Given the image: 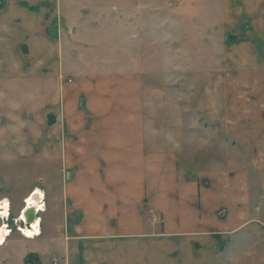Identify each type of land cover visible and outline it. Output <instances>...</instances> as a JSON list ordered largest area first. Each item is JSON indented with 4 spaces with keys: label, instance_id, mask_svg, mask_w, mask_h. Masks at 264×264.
I'll list each match as a JSON object with an SVG mask.
<instances>
[{
    "label": "crops",
    "instance_id": "obj_1",
    "mask_svg": "<svg viewBox=\"0 0 264 264\" xmlns=\"http://www.w3.org/2000/svg\"><path fill=\"white\" fill-rule=\"evenodd\" d=\"M7 1L34 11L0 16V85H21L35 108L48 100L65 171L39 189L38 224L24 223L38 237L13 231L0 264H264V173L188 174L172 142L154 138L145 77L117 72L120 53L150 50L152 14L168 0ZM210 3L222 5L226 28L249 21L264 45V0ZM7 200L20 217L25 206Z\"/></svg>",
    "mask_w": 264,
    "mask_h": 264
},
{
    "label": "rangeland",
    "instance_id": "obj_2",
    "mask_svg": "<svg viewBox=\"0 0 264 264\" xmlns=\"http://www.w3.org/2000/svg\"><path fill=\"white\" fill-rule=\"evenodd\" d=\"M46 6L50 15L51 6ZM9 8L34 11L33 4L0 0V16ZM222 16V5L210 0H168V8L152 14L150 50L120 53L115 58L120 64L117 72L136 70L145 77L154 138L172 142L188 174L235 175L246 169L264 173V84L258 82L264 69L258 67L257 55L264 53V45L249 35V21L233 20L226 28ZM36 19L31 20L36 24ZM46 33L53 43L60 42L54 32ZM248 38L254 43L246 45ZM18 87L9 85L11 94L0 85V200L9 199L20 208L34 189H45L50 173L63 176L65 170L48 100L35 108L31 98L16 93ZM17 216L11 211L6 223L26 237L17 229L24 226Z\"/></svg>",
    "mask_w": 264,
    "mask_h": 264
},
{
    "label": "built area",
    "instance_id": "obj_3",
    "mask_svg": "<svg viewBox=\"0 0 264 264\" xmlns=\"http://www.w3.org/2000/svg\"><path fill=\"white\" fill-rule=\"evenodd\" d=\"M2 201L4 202L5 200H1L0 202H2ZM27 205H28V201L26 200V206ZM42 205H43V202H42V198H41L40 203H39V208L41 210H42V208L40 206H42ZM1 210L3 211L4 209H1ZM9 218H10L9 214H6V215L1 214L0 215V221H1V223H0V245H2L4 243V239H6L12 233L11 228H9L8 224L6 223L9 220ZM19 218H21V217H19ZM17 229L27 238H34V236L39 235V230H38V228L36 229L35 227H34V230H32V228L24 227L21 224V225L17 226ZM28 233H32L33 236H29Z\"/></svg>",
    "mask_w": 264,
    "mask_h": 264
},
{
    "label": "flooded vegetation",
    "instance_id": "obj_4",
    "mask_svg": "<svg viewBox=\"0 0 264 264\" xmlns=\"http://www.w3.org/2000/svg\"><path fill=\"white\" fill-rule=\"evenodd\" d=\"M38 188H36V189H34L30 194L32 195L36 190H37ZM39 190V189H38ZM38 194V193H37ZM37 194H33L31 197H32V199L28 202V205L26 206V202H25V207H24V209L22 210V212L24 211V210H27V208H28V210L26 211L27 212V217H28V215H29V219H30V212H29V210L32 208V207H35V206H37L36 204H34V203H36V201L38 200V199H40V196L39 195H37ZM29 199V198H28ZM28 199H27V201H28ZM3 200V199H2ZM1 201V200H0ZM27 207V208H26ZM10 208H11V206H10V203L8 202V200L6 199L4 202L2 201V202H0V215L1 214H3V215H6V214H9V217H10V215H11V210H10ZM37 208H39V206L37 207ZM1 209H4L3 211L1 210ZM38 211H39V209H38ZM36 216H37V213H36ZM28 235L29 236H33V234L32 233H28ZM37 262V264H40V261H36Z\"/></svg>",
    "mask_w": 264,
    "mask_h": 264
},
{
    "label": "water",
    "instance_id": "obj_5",
    "mask_svg": "<svg viewBox=\"0 0 264 264\" xmlns=\"http://www.w3.org/2000/svg\"><path fill=\"white\" fill-rule=\"evenodd\" d=\"M38 193V194H37ZM33 194H37V195H39L40 196V199H38L37 201H36V203H34V204H36L37 206H35L34 208L35 209H37V207L39 206V203H40V200H41V193L39 192V190L37 189ZM32 194V195H33ZM31 195V196H32ZM29 197V199H28V202L32 199V197ZM27 208V207H26ZM39 209V208H38ZM37 209V210H38ZM27 210H28V208H27ZM27 210H24L22 213H21V220L24 222V223H31V224H33V225H36V224H38L37 223V221H35V217L33 216V218H31V219H29L27 216H26V211Z\"/></svg>",
    "mask_w": 264,
    "mask_h": 264
},
{
    "label": "bare ground",
    "instance_id": "obj_6",
    "mask_svg": "<svg viewBox=\"0 0 264 264\" xmlns=\"http://www.w3.org/2000/svg\"><path fill=\"white\" fill-rule=\"evenodd\" d=\"M38 209V208H37ZM37 209H35L34 207H32L29 212H30V219L33 218V216L35 217V221H36V213H37ZM26 215H27V212H26ZM28 218H29V215H28ZM40 264H44L42 262H40Z\"/></svg>",
    "mask_w": 264,
    "mask_h": 264
}]
</instances>
